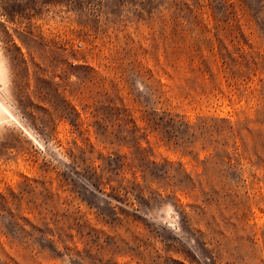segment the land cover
<instances>
[{"label": "rangeland", "instance_id": "rangeland-1", "mask_svg": "<svg viewBox=\"0 0 264 264\" xmlns=\"http://www.w3.org/2000/svg\"><path fill=\"white\" fill-rule=\"evenodd\" d=\"M0 264H264V0H0Z\"/></svg>", "mask_w": 264, "mask_h": 264}, {"label": "built area", "instance_id": "built-area-1", "mask_svg": "<svg viewBox=\"0 0 264 264\" xmlns=\"http://www.w3.org/2000/svg\"><path fill=\"white\" fill-rule=\"evenodd\" d=\"M81 44V43H80Z\"/></svg>", "mask_w": 264, "mask_h": 264}]
</instances>
